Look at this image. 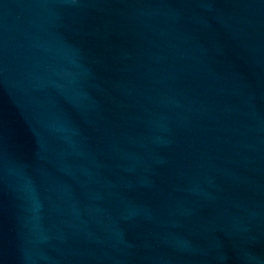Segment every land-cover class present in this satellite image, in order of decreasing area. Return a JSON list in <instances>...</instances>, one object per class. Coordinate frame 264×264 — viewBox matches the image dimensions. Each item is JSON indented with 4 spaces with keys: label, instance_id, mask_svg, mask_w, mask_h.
<instances>
[{
    "label": "water",
    "instance_id": "water-1",
    "mask_svg": "<svg viewBox=\"0 0 264 264\" xmlns=\"http://www.w3.org/2000/svg\"><path fill=\"white\" fill-rule=\"evenodd\" d=\"M0 264H264V0H0Z\"/></svg>",
    "mask_w": 264,
    "mask_h": 264
}]
</instances>
